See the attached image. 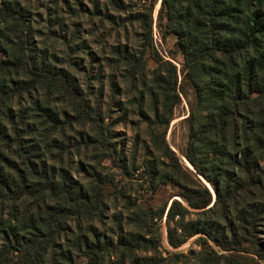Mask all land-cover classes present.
<instances>
[{
  "label": "rangeland",
  "instance_id": "obj_1",
  "mask_svg": "<svg viewBox=\"0 0 264 264\" xmlns=\"http://www.w3.org/2000/svg\"><path fill=\"white\" fill-rule=\"evenodd\" d=\"M162 3L0 0L9 26L20 29L6 46L9 58L24 49L32 79L42 80L13 76L26 85L19 103L36 129L35 160L62 171L76 193L99 195L102 205L95 218H63L59 246L36 256L37 264H87L85 246L97 242L110 246L97 264H264V84L241 104L228 147L198 155L207 181L185 157L198 98ZM257 7L264 13V4ZM176 93L168 116L162 105ZM204 186L206 207L182 196L190 189L198 198ZM173 201L180 214L171 220ZM47 206L65 207L50 198L14 207L44 218ZM192 230L198 233L187 236ZM27 233L39 235L29 229L21 239ZM30 251L17 263L29 264Z\"/></svg>",
  "mask_w": 264,
  "mask_h": 264
},
{
  "label": "trees",
  "instance_id": "obj_2",
  "mask_svg": "<svg viewBox=\"0 0 264 264\" xmlns=\"http://www.w3.org/2000/svg\"><path fill=\"white\" fill-rule=\"evenodd\" d=\"M259 3L263 5L264 0H163L162 3L168 30L178 37L187 78L198 98L189 117L190 141L185 157L209 182L211 176L198 155L204 154L201 151L220 155L222 148L228 147L227 135L241 104L250 94H261L263 90L264 13L257 9ZM10 20L12 17L0 8V264H18L15 256L26 255L30 250L33 257L29 264H37L36 256L59 246L56 236L63 218L75 217L78 221L82 216L95 218L102 205L99 195L76 193L62 171L35 160L36 150L30 135L36 129L25 122L28 113L19 103L26 85L21 87L20 83L24 82L13 76H28L32 82L42 80L32 79L37 74L28 64L24 49L16 58H9L6 46L15 45L20 30L19 24L9 26ZM175 90L174 87V93ZM172 97L174 100L167 98L162 105L168 116L178 94ZM160 123L167 127L169 120ZM166 157L177 165V157L169 147ZM194 193L195 190L186 189L182 194L191 206L203 208L210 203L211 196L205 186L199 192L200 197H193ZM26 198H50L65 207L47 206L44 218H38L29 209L23 212L15 209ZM177 204L173 201L169 208L167 216L171 220L180 214ZM77 226L81 228L79 223ZM29 229L39 235L27 233L29 237L21 239L20 234ZM90 232L94 234L96 228L90 226ZM197 233L192 230L186 235ZM106 245L87 243L84 249L87 264H97L99 256L110 249Z\"/></svg>",
  "mask_w": 264,
  "mask_h": 264
}]
</instances>
